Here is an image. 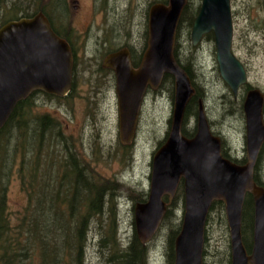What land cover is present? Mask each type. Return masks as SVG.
I'll list each match as a JSON object with an SVG mask.
<instances>
[{
  "label": "water",
  "instance_id": "95a60500",
  "mask_svg": "<svg viewBox=\"0 0 264 264\" xmlns=\"http://www.w3.org/2000/svg\"><path fill=\"white\" fill-rule=\"evenodd\" d=\"M187 0L156 3L148 10L147 48L137 69L127 50L108 55L103 66L115 75L118 137L131 143L147 89L156 90L165 76L173 79V106L169 133L151 162L147 201L134 206V228L138 241L147 245L156 235L180 183L184 209L181 227L174 240V264H203L204 235L213 202L224 206L229 233L230 264H264V187L253 173L264 144V94L249 90L242 110L245 120L246 163L237 165L221 154V140L212 134L202 101H198L196 132L182 134L186 108L195 94L189 76L174 59L176 35ZM212 34L215 61L222 82L234 97L247 83V74L232 52L233 20L230 0H201L190 30L197 46ZM73 59L68 45L52 31L47 18L9 21L0 28V130L16 105L32 92L59 98L70 92ZM253 203L250 251L242 241V210L246 195Z\"/></svg>",
  "mask_w": 264,
  "mask_h": 264
},
{
  "label": "rangeland",
  "instance_id": "374dc122",
  "mask_svg": "<svg viewBox=\"0 0 264 264\" xmlns=\"http://www.w3.org/2000/svg\"><path fill=\"white\" fill-rule=\"evenodd\" d=\"M53 1L0 0V24L11 13L25 11L19 17H28L35 14V11L39 13L44 10L53 18L57 30L63 32L62 24L52 14ZM159 1L79 0V7L73 16L70 7L71 17L75 18L71 25L76 30L71 32L82 35L90 48L100 39L104 54V49L122 45H133L139 49L145 29L148 37L147 9ZM200 2L195 0L191 6L197 8ZM230 4L234 34L232 52L247 74V83L239 89L235 98L219 76L213 40L204 38L193 47L189 26L182 25L177 30L175 50L180 63L191 65V81L203 97L202 104L211 132L221 139L222 147L230 158L245 157L246 160L242 104L247 89H259L264 94V0H230ZM63 7L66 11V7ZM88 56L81 55L75 60L71 95L69 93L59 101H47L34 95L32 118L49 116L54 119L67 145L77 154L76 159L83 162L90 174L103 181L113 182L111 193L114 199L113 210L117 214L118 238L121 245L126 247L135 234L134 206L141 199L148 198L152 158L168 136L173 84L162 83L156 90H146L135 135L131 143L125 146L118 137L114 75L100 72L105 55ZM195 118L187 120V129L195 125ZM59 150L62 154L61 147ZM18 163L19 157L16 158L9 180L3 181L7 186V215L11 224L15 225L27 206V196L20 189L17 177ZM257 176L264 183V153L259 161ZM164 201L168 202V198ZM183 209L184 203L176 202L175 207L171 208V216L165 219L147 244L149 264H168V237L171 231L181 227ZM97 235L98 221L93 220L89 225L85 264H106L97 246ZM203 250V264H224L227 253H230L224 208L223 212L220 208L215 209L206 220Z\"/></svg>",
  "mask_w": 264,
  "mask_h": 264
},
{
  "label": "trees",
  "instance_id": "16d2710c",
  "mask_svg": "<svg viewBox=\"0 0 264 264\" xmlns=\"http://www.w3.org/2000/svg\"><path fill=\"white\" fill-rule=\"evenodd\" d=\"M193 1L195 0H187L178 30L186 24L191 30L192 22L200 7L199 4L197 8H193L191 6ZM155 3L167 4V0ZM12 11L17 12L14 9ZM24 12L11 13L0 27L8 21L32 16L19 17ZM42 12L48 15L44 10ZM34 13L37 14V11ZM48 17L52 18L49 15ZM51 28L54 29V33H61L54 24ZM205 38L213 40L212 34ZM176 55L174 48L175 61L191 81V65L189 63L183 65ZM100 72L106 71L100 69ZM162 83L172 85L173 79L165 76L161 85ZM191 83L195 94L186 108L182 129L183 135L187 138L193 137L195 126L187 129L185 124L188 119L197 116L198 101L203 100L200 90L192 81ZM33 96L16 105L0 130V264H85L89 225L93 220L98 221L97 246L106 264H149L147 245L141 244L136 234H133L126 247L119 241L117 214L113 210L114 199L111 193L113 182L103 181L90 174L83 162L76 159L77 154L70 149L69 144L67 145L64 134H61L54 119L49 116L32 118ZM46 100L61 99L55 97ZM59 147L62 149V154ZM221 152L223 157L237 165H244L246 162L245 157L230 158L222 145ZM263 153L264 146L259 161ZM17 157H19L17 177L20 189L27 196V206L18 218V224L15 225L11 224L7 215L5 195L7 186L4 182L9 180ZM259 161L254 168L253 180L258 186L264 187V183L257 176ZM146 201L147 199H141L138 204ZM176 202L182 205L184 203L181 186L177 189L172 202H167L161 225L171 216V208L175 207ZM217 208L223 212V204L213 202L207 220L211 212ZM242 224V241L246 250L250 251L253 229V203L250 195H246L244 200ZM179 231L180 226L176 231H171L168 237L166 255L168 264H174V240ZM203 253L205 254L204 250ZM224 264H230L229 252Z\"/></svg>",
  "mask_w": 264,
  "mask_h": 264
},
{
  "label": "flooded vegetation",
  "instance_id": "af4514ba",
  "mask_svg": "<svg viewBox=\"0 0 264 264\" xmlns=\"http://www.w3.org/2000/svg\"><path fill=\"white\" fill-rule=\"evenodd\" d=\"M54 2H56V0H54L53 2H51V10L53 12L52 14L58 19V22L62 24V30H63V32L65 30V33H63V32H61L60 34L55 33V35L60 40L64 41L68 45L69 50H70L71 55H72V59H73L72 74H71V87H70L71 89L74 86L73 85V78H74V64H75V60L77 58H79V56H81V55H83V56L89 55L88 57H90V58L96 57V56L105 55V57H104V59H105L108 55H110L112 53L118 52L120 50H127L128 51V54H129V57H130V60H131V66H132V68L133 69H137L139 67V65L141 63L142 56H143V54H144V52L146 51V48H147V40H148V37L146 35V29L144 31V37H143V40H142L143 41L142 42V46L139 49L136 46H133V45H122V46H118V47H115V48L104 49V50H106V51H104L105 52V54H104L102 52L103 48H102V44L100 43V39H98L96 41V43L93 44V47L90 48V46H88V44H86V40L85 39H82V35H80V34H74V33L71 32L72 30H74V31H76V30L71 25L72 22H73V20L75 18L74 17H71L70 7L72 6L71 9H72V16H73V15H75L76 10L79 7V4H80L79 0H59L58 2H56L57 4L55 6H54ZM63 6L66 7V11H65V9H64ZM149 8L147 9V16H148V10H149ZM40 13L43 14L42 11H40L37 14H40ZM37 14H35V15H37ZM35 15H32L31 17H28V18H32ZM44 16L47 18L50 26H53V24H54L53 18H51L52 19L51 20L48 17V15H44ZM146 25H147V20H146ZM233 37H234V34H233ZM103 62H104V60H103ZM101 67H102V70H104V71H106L108 73H113V75H114L113 70L110 69V68L104 67L103 66V63H102V66ZM114 78H115V75H114ZM115 87H116V81H115ZM249 90H251V89H248L247 91H249ZM32 95H36V97H41L44 100H46L48 98H55V96L48 95V94H44V93H41L40 91L32 92L28 97H30ZM58 99H64V98H58ZM263 117H264V110H263ZM182 129H183V127H182ZM195 132H196V127H195ZM221 145H222V143H221ZM221 154H222V152H221ZM180 186L183 189L182 183L179 184L178 188ZM164 199L167 200V197H165Z\"/></svg>",
  "mask_w": 264,
  "mask_h": 264
}]
</instances>
